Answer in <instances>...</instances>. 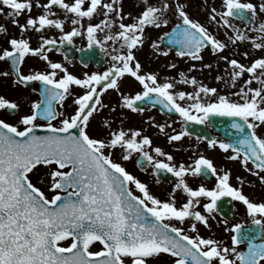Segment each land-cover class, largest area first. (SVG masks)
<instances>
[{
  "label": "snow or ice",
  "instance_id": "1",
  "mask_svg": "<svg viewBox=\"0 0 264 264\" xmlns=\"http://www.w3.org/2000/svg\"><path fill=\"white\" fill-rule=\"evenodd\" d=\"M0 17V84L22 93H0V264H264V197L199 150L264 187V0H0ZM146 46L187 70L148 68ZM205 70L222 87L193 74ZM150 109L177 115L143 121L174 151L127 123ZM216 118L224 138L193 127ZM237 202L243 217L225 211Z\"/></svg>",
  "mask_w": 264,
  "mask_h": 264
},
{
  "label": "flooded vegetation",
  "instance_id": "2",
  "mask_svg": "<svg viewBox=\"0 0 264 264\" xmlns=\"http://www.w3.org/2000/svg\"><path fill=\"white\" fill-rule=\"evenodd\" d=\"M133 4V2H132ZM133 6V5H132ZM127 8H132V7H127ZM0 22H6L3 20L2 17H0ZM168 30V29H167ZM86 43V41L84 40H80L77 39L75 42V46H71L72 47V52L70 53L71 56H75L77 59L80 57V53L76 51L77 47H80L82 45H84ZM163 47V46H161ZM174 52V51H173ZM56 60L62 59L61 56L59 55H55L53 57ZM140 58V57H139ZM95 59L98 62H102L104 60L103 56L101 55V53L97 50L95 52ZM141 59V58H140ZM30 64H35V61H30ZM71 71L75 72V73H80L82 71L80 64L77 62L75 67H72L70 69ZM88 71H95L97 70V64L96 63H90L89 67L87 69ZM164 74H166L165 72H163ZM167 75V74H166ZM3 89H5V91H3ZM8 89V84H0V93H3L5 95H7L8 97L12 98V99H16L18 98L20 95L22 94H16L14 92L11 93H6ZM13 90V89H12ZM2 91V92H1ZM115 94L112 93L109 96L105 97V102H115ZM148 115H152L155 116L156 119L160 122H164L165 120H178L177 115L173 116L171 115L170 117H166L163 113H159L156 109H150L148 111H146L143 115H132L129 114L127 123L129 125L132 126H136V127H141L143 126L145 128V133L152 136L154 143L161 145L163 147H165L166 150L168 151H174L173 147L171 145H168L165 141V139L163 138V136L158 133L155 128H149L147 125L143 124V121L145 119H147ZM99 120V118H98ZM98 120L97 122H94V127L97 126L98 124ZM177 126V125H174ZM196 131L198 134H204V135H208L209 137L211 136H216L219 138H224L226 135H228L229 133V121L227 118H216V124L215 127H206V126H197ZM194 144V141H189L188 139H185V141L183 142V145L181 146L182 148H187L189 147V145ZM199 150L204 152L206 155H209L210 157H212L215 161V163L220 166H226L227 168H230L232 170V182L236 183V176H243L245 178V185H244V191L249 194L250 196L254 197V198H262L264 197V187L259 185V182L256 180L255 177L249 175L248 173L244 172L239 163L238 162H230L228 161L224 154L221 153L220 151H211V150H206V145L201 144L199 147ZM174 154L177 156V159H186L189 153H186L184 151H179V152H174ZM127 167L129 170L133 171L136 175H138L142 180H145L147 182L150 183V186L152 187V190L157 193L158 195L164 196V194L166 193V191H168L171 187L170 181L173 179L171 177V175L169 174L168 176H161V183L160 185H156L153 178L150 175H145L142 171H140L134 164V162H129L127 164ZM251 185V186H250ZM225 211L226 213H228L229 215H235L237 218L239 217H243L244 216V208L243 205H241L240 203H234L233 205H227L225 207ZM245 219H247L245 217ZM215 227V225H214ZM217 233L219 231V233L221 234V236H223V232L222 229L217 228L216 229ZM201 232H204V229H201ZM242 248H245L246 245H241Z\"/></svg>",
  "mask_w": 264,
  "mask_h": 264
},
{
  "label": "rangeland",
  "instance_id": "3",
  "mask_svg": "<svg viewBox=\"0 0 264 264\" xmlns=\"http://www.w3.org/2000/svg\"><path fill=\"white\" fill-rule=\"evenodd\" d=\"M132 2L133 0H125V5L126 7H132ZM198 2V0H197ZM202 15V14H201ZM167 29H161L162 31H165ZM152 38H155L157 36L156 32H152L151 33ZM139 57L141 58V61L143 63H145V65L152 69V70H159L162 73L165 72L167 75H175L176 72L175 70H169L167 69L165 66L168 63H176L177 64V69L178 70H187L188 68V63L185 62L183 59H180L178 57L175 56L174 52L169 53V55L167 57L164 56H160L158 59L154 58L152 56L151 51L149 50V48L146 46L145 49L143 50V52H141L139 54ZM210 59L209 57H206V60ZM194 75H197V77L199 79H203L205 83H208L212 86H216V87H222L221 85L217 84L214 80H213V76L215 75V73H212L211 75L208 73L207 70H205L203 73H193ZM7 85V84H6ZM190 90V89H189ZM3 91H5V89H3ZM8 92L6 93H11L14 92L16 94H22L20 92L14 91L12 90L9 86L7 89ZM2 92V91H1ZM218 234L221 235L218 231Z\"/></svg>",
  "mask_w": 264,
  "mask_h": 264
}]
</instances>
